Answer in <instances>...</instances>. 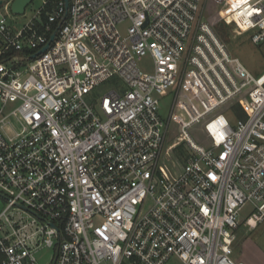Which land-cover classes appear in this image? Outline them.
Returning a JSON list of instances; mask_svg holds the SVG:
<instances>
[{
	"label": "built area",
	"instance_id": "1",
	"mask_svg": "<svg viewBox=\"0 0 264 264\" xmlns=\"http://www.w3.org/2000/svg\"><path fill=\"white\" fill-rule=\"evenodd\" d=\"M13 2L0 0V264H38L44 247L48 264H246L232 243L242 209L249 226L264 217V71L229 53L205 0ZM226 9L264 41V0Z\"/></svg>",
	"mask_w": 264,
	"mask_h": 264
},
{
	"label": "rangeland",
	"instance_id": "2",
	"mask_svg": "<svg viewBox=\"0 0 264 264\" xmlns=\"http://www.w3.org/2000/svg\"><path fill=\"white\" fill-rule=\"evenodd\" d=\"M232 1L236 0H205L204 3V16L210 22L214 23V29L216 30L220 39L226 44L229 53L236 56L241 63L254 75H258L264 71V41L260 43H253L248 33L237 34L233 29L230 19L221 18L227 11V6ZM41 0H33V2L28 6L38 7ZM227 15V14H226ZM127 23H121L119 29L124 34L126 32ZM139 68L145 71H150L152 69V62L149 57H145L138 62ZM107 83V88L109 89L110 83ZM182 91V88H178ZM103 90V91H104ZM172 102V94L164 96L161 100V114L164 118L167 117L169 108ZM227 114L231 119H234L228 112ZM172 131L169 137L170 141H173L175 135L178 133L179 124H172ZM194 135L198 140L203 141L205 139L202 131H194ZM183 149V148H182ZM183 157V155H181ZM3 202L0 198V208ZM256 209L251 210V206L247 205L240 212V224L235 230V238L232 243V256L235 259L244 261L246 264H264V217L261 219H255V223L251 222L252 226H249L247 221L252 214H254ZM259 215V214H257ZM54 254L53 248H41L36 253V259L38 264H48L50 258Z\"/></svg>",
	"mask_w": 264,
	"mask_h": 264
},
{
	"label": "water",
	"instance_id": "3",
	"mask_svg": "<svg viewBox=\"0 0 264 264\" xmlns=\"http://www.w3.org/2000/svg\"><path fill=\"white\" fill-rule=\"evenodd\" d=\"M31 0H14L12 3L11 9L13 12L17 14H21L24 11V8ZM47 45L41 48L38 52L31 55V58H34L37 54L42 53L45 51Z\"/></svg>",
	"mask_w": 264,
	"mask_h": 264
},
{
	"label": "bare ground",
	"instance_id": "4",
	"mask_svg": "<svg viewBox=\"0 0 264 264\" xmlns=\"http://www.w3.org/2000/svg\"><path fill=\"white\" fill-rule=\"evenodd\" d=\"M230 19V18H229ZM250 223V222H249Z\"/></svg>",
	"mask_w": 264,
	"mask_h": 264
}]
</instances>
